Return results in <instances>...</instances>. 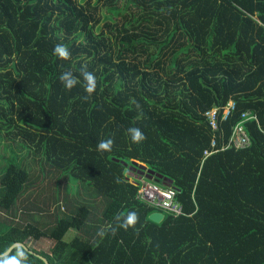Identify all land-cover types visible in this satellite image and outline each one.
<instances>
[{"label":"trees","instance_id":"16d2710c","mask_svg":"<svg viewBox=\"0 0 264 264\" xmlns=\"http://www.w3.org/2000/svg\"><path fill=\"white\" fill-rule=\"evenodd\" d=\"M57 44L70 60L53 55ZM83 65L97 78L87 101ZM65 70L79 81L71 91L59 82ZM237 124L249 146L206 156ZM128 127L146 139L131 143ZM0 136L39 167L32 177L11 149L0 176L6 216L57 208L43 228L0 221V254L22 242L50 264H264V0H0ZM108 138L112 151H97ZM130 168L176 189L185 212L150 220ZM31 195L46 207L30 211ZM129 211L138 234L97 235ZM18 247L29 264H47Z\"/></svg>","mask_w":264,"mask_h":264},{"label":"clouds","instance_id":"9594fccd","mask_svg":"<svg viewBox=\"0 0 264 264\" xmlns=\"http://www.w3.org/2000/svg\"><path fill=\"white\" fill-rule=\"evenodd\" d=\"M53 55L56 56L60 60H70L71 52L67 45L65 44H57L53 48ZM81 75L83 77V88L86 95L82 97L85 101L91 97L97 89V78L93 72L87 71V65L82 66ZM59 82L62 86L71 91L77 84L78 78L73 75L71 70L62 71L59 75ZM131 103L135 104V100L131 101ZM139 108V105H137ZM143 115L142 111L140 116L137 117L139 119ZM125 134L130 138L131 143L140 144L145 139L146 136L143 131L138 127H128L125 130ZM114 146V140L112 138L101 139L97 143V151L111 152ZM121 179L117 177L116 183H121ZM139 223V214L136 211H129L125 213H115L114 214V223L108 224L106 227H101L98 229L97 235L103 238L108 232H111L112 235H115L119 229H124L127 231L128 229H133L138 234L139 230L136 225ZM28 253L22 247H18L15 250V254L8 255H0V264H29Z\"/></svg>","mask_w":264,"mask_h":264},{"label":"rangeland","instance_id":"374dc122","mask_svg":"<svg viewBox=\"0 0 264 264\" xmlns=\"http://www.w3.org/2000/svg\"><path fill=\"white\" fill-rule=\"evenodd\" d=\"M101 24H103V23L101 22ZM11 149H13V150H15V151L18 152L19 159H21L22 160V163L24 164V166L27 169L30 170V175L32 177L37 176L36 173H37L39 167H38L37 163L35 162V160L33 159V155H30V154L28 155L27 154V151H28L27 149L23 148L16 141H12L11 139H9L8 136H7V139H4V142L1 141V136H0V176L4 173L6 167L11 162V156H12L11 155V153H12V150ZM143 176H145V175L142 174V173L137 172L134 169H131L130 168L127 171L125 177H126V179L128 181H130L132 183H134L136 181V183H134V184H137L138 186H140L142 184V180L145 178ZM146 177H147V175H146ZM49 179H51V177H49ZM155 184H158V183H155ZM53 185H54V183H53V179H52L51 181H49L47 183V190H45V191H47L48 197H50V199L53 197V195H54L53 192L55 191V190H53L54 189V186ZM35 189L38 190V187L37 188L35 187ZM36 194L37 193H35L34 195H36ZM34 195H31L30 198L26 197L27 195L24 196V198L27 199L25 206L28 205L30 211L32 210V205H34V204H31L32 202H36L38 205L46 207L43 204L44 202L43 201H39V200L37 201L36 196H34ZM64 205H65L64 203H61L62 210L67 209V207L64 206ZM54 206L55 205H51L50 211L49 212L47 211L46 213H44L42 211L41 212H38V210L32 212V214L35 215V218H32V217L30 218V216H29L28 212H26V210H24V211L27 214L25 212H22V213L19 212L18 215H17V217L12 216L13 218H11L10 216H6L5 211L0 208V221L1 222H4V219H8L7 221L9 223L10 222H15V223H19L21 225H26L27 223H29L30 221H32L34 219V221H38L40 227L43 228L44 226H48L50 224L49 221H52L53 220V216L52 215L55 214L54 213L55 212V209H57L56 206L55 207ZM2 228L4 229L5 228V225ZM76 233H77V230L76 229H71L66 234V236L64 237V239L66 241H71L73 239V237L76 235ZM32 242H34V241H32ZM39 244L42 245L44 249H46L50 243L40 242ZM33 245H35V242L33 243ZM47 250H49V249H47Z\"/></svg>","mask_w":264,"mask_h":264},{"label":"built area","instance_id":"2783aa9c","mask_svg":"<svg viewBox=\"0 0 264 264\" xmlns=\"http://www.w3.org/2000/svg\"><path fill=\"white\" fill-rule=\"evenodd\" d=\"M235 107V102L230 101L229 105L225 108L223 118H226L231 109ZM226 112V113H225ZM211 125L214 129L218 128L217 122V109H213L208 114ZM250 144V139L245 129L241 124H237L231 136L222 142L221 147L217 145L216 139L212 141L211 150L206 151V156H209L219 150L228 148L242 149ZM178 191L174 188H164L158 184L150 182L147 179L142 180L140 185L138 197L143 200L154 211L167 212L175 217L182 215L185 212L184 205L177 198Z\"/></svg>","mask_w":264,"mask_h":264},{"label":"water","instance_id":"95a60500","mask_svg":"<svg viewBox=\"0 0 264 264\" xmlns=\"http://www.w3.org/2000/svg\"><path fill=\"white\" fill-rule=\"evenodd\" d=\"M135 163H139V161H134ZM140 164H142V165H144L143 163H140ZM131 168H134L135 169V166H132ZM147 177L150 179V180H153V176H151V175H147ZM165 213L164 212H161V211H154V212H152L150 215H149V219L150 220H152V221H154V222H156V223H161L163 220H164V218H165ZM18 246H23L25 249H27V250H29L31 253H34V254H36L37 256H39V257H41L47 264H50V262H49V260L45 257V256H43V255H41V254H39V253H36V252H34L33 250H30L29 248H28V246H26L24 243H22V242H16V243H14L5 253H3V254H0V255H8V254H10L11 252H12V250L13 249H15L16 247H18Z\"/></svg>","mask_w":264,"mask_h":264}]
</instances>
